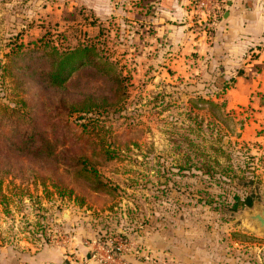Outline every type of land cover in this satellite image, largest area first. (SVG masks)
I'll return each mask as SVG.
<instances>
[{
    "label": "rangeland",
    "instance_id": "obj_1",
    "mask_svg": "<svg viewBox=\"0 0 264 264\" xmlns=\"http://www.w3.org/2000/svg\"><path fill=\"white\" fill-rule=\"evenodd\" d=\"M152 1L0 0V264H164V246L264 264L245 217L264 204V153L153 40ZM92 44L112 78L81 65L62 89L43 79L52 53ZM29 128L53 155L16 149Z\"/></svg>",
    "mask_w": 264,
    "mask_h": 264
},
{
    "label": "crops",
    "instance_id": "obj_2",
    "mask_svg": "<svg viewBox=\"0 0 264 264\" xmlns=\"http://www.w3.org/2000/svg\"><path fill=\"white\" fill-rule=\"evenodd\" d=\"M190 2L150 3L155 13L150 18L153 40L160 41L164 53L184 66V72L200 73L201 86L212 90V99L246 121L241 141L264 153V0H222L210 31L205 21L194 22ZM163 249L168 261L164 264H204L171 258L169 248Z\"/></svg>",
    "mask_w": 264,
    "mask_h": 264
},
{
    "label": "trees",
    "instance_id": "obj_3",
    "mask_svg": "<svg viewBox=\"0 0 264 264\" xmlns=\"http://www.w3.org/2000/svg\"><path fill=\"white\" fill-rule=\"evenodd\" d=\"M96 51V47L92 44L80 45L70 51L61 54L52 53L51 56H55L56 60L52 63V68L49 71L44 72L43 79L53 85V87L62 89L65 82L68 81L70 73H72L73 70L77 69L81 65H92L95 69V72L102 73L109 79L112 78L111 72L109 71L110 68L106 67L107 63L102 62L99 54ZM113 78L115 81L119 80L116 75H114ZM23 136L28 137V139L30 140L24 138L20 143H15V141L12 142V144H15V147L18 151L41 154L43 151L49 149L48 156L54 154L53 145L51 143L47 142L42 145L38 144V142H41L43 140V136L41 133H38L32 128H29L28 132L23 134ZM42 157L44 156L42 155ZM84 176L88 177L85 174ZM94 190L98 189L94 188ZM248 204H251V202H249Z\"/></svg>",
    "mask_w": 264,
    "mask_h": 264
},
{
    "label": "built area",
    "instance_id": "obj_4",
    "mask_svg": "<svg viewBox=\"0 0 264 264\" xmlns=\"http://www.w3.org/2000/svg\"><path fill=\"white\" fill-rule=\"evenodd\" d=\"M222 0H191L190 5L192 6V11L195 21H205L206 30L210 31L211 27L214 25V22L220 16V3ZM124 252V245L121 243L117 244L115 248L108 249L107 262H115ZM106 261V260H105Z\"/></svg>",
    "mask_w": 264,
    "mask_h": 264
},
{
    "label": "water",
    "instance_id": "obj_5",
    "mask_svg": "<svg viewBox=\"0 0 264 264\" xmlns=\"http://www.w3.org/2000/svg\"><path fill=\"white\" fill-rule=\"evenodd\" d=\"M252 206L254 207V211H249L245 217L248 220L255 222L257 227L264 232V204L254 202Z\"/></svg>",
    "mask_w": 264,
    "mask_h": 264
}]
</instances>
